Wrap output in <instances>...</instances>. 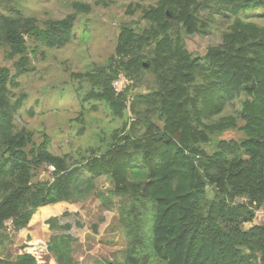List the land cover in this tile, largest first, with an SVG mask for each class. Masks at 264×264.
Listing matches in <instances>:
<instances>
[{"label":"trees","instance_id":"1","mask_svg":"<svg viewBox=\"0 0 264 264\" xmlns=\"http://www.w3.org/2000/svg\"><path fill=\"white\" fill-rule=\"evenodd\" d=\"M71 6L43 22L20 10L0 14V50L16 59L14 74L0 66V264H75L70 224L57 216L46 220L52 234L41 261L28 242L14 258L7 245L38 208L93 195L104 209L116 205L126 239L118 264H264V221L245 227L264 211V24L255 20L264 0L130 4L139 19L119 26L104 64L70 76L81 115L102 106L122 121L76 159L16 127L26 94L12 91L31 70V55L71 42L77 16L91 10ZM211 28L221 43L206 58L194 56L185 37ZM236 100L239 109L223 115ZM234 129L241 139L205 149ZM44 167L50 180L35 179ZM100 178L110 182L106 192L97 189Z\"/></svg>","mask_w":264,"mask_h":264},{"label":"rangeland","instance_id":"2","mask_svg":"<svg viewBox=\"0 0 264 264\" xmlns=\"http://www.w3.org/2000/svg\"><path fill=\"white\" fill-rule=\"evenodd\" d=\"M75 1L90 5L91 10L77 16L71 42L60 49L41 48L35 57L31 55V70L18 78L19 86L12 91L15 96L26 94L22 107L15 115L16 127L32 131L37 144L48 140L49 149L54 154L69 155L76 159L85 149L101 143L100 136L106 139L110 130L120 126L122 121L114 120L102 106L81 115L79 90L73 84L75 79L71 81L70 76L104 64L113 52L119 26L139 19L138 12L131 14L128 6L143 4L148 0H106L105 4H96V0H0V14L7 15L20 10L38 22L61 19L73 12L71 5ZM256 14V22L264 24V9ZM220 43L221 32L215 28L208 29L204 35L185 37L187 50L199 58H206L208 50ZM15 60L0 50V66L7 67L12 74L15 72ZM151 85V79H148V87ZM135 90L146 91L144 87ZM239 107L236 100L223 115L235 113ZM242 137L238 129L225 131L212 138L205 149L213 150L215 141L219 139L239 140ZM50 171L51 168H41L35 179L50 180ZM109 188L108 180L98 179L99 191L106 192ZM113 203H116L115 198ZM66 211L69 214H65ZM52 216L59 217L62 224H70V229L65 232L75 240L72 244L75 264H118L122 260L126 239L118 221L116 205L113 210L104 209L100 199L94 195L83 203L61 202L38 208L26 228L15 235L11 234V241L7 245L9 258L19 254L26 242L36 248L37 244H43V248L39 246L35 253L40 261L42 257L48 256L46 243L52 232L46 220ZM263 221L264 211L258 210L253 222L245 227ZM94 225L97 226L96 232L93 230ZM45 264L52 263H48L46 258Z\"/></svg>","mask_w":264,"mask_h":264},{"label":"built area","instance_id":"3","mask_svg":"<svg viewBox=\"0 0 264 264\" xmlns=\"http://www.w3.org/2000/svg\"><path fill=\"white\" fill-rule=\"evenodd\" d=\"M43 245V244H42ZM41 244H37V248L36 247H34V245H32L33 246V250H35V253H36V250L38 249V247L39 246H41L42 248H43V246H42ZM43 252V251H42ZM36 256V255H35Z\"/></svg>","mask_w":264,"mask_h":264}]
</instances>
